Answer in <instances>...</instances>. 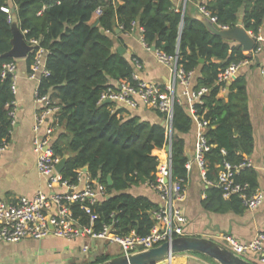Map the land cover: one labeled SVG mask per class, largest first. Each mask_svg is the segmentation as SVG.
I'll return each instance as SVG.
<instances>
[{
	"label": "trees",
	"instance_id": "trees-1",
	"mask_svg": "<svg viewBox=\"0 0 264 264\" xmlns=\"http://www.w3.org/2000/svg\"><path fill=\"white\" fill-rule=\"evenodd\" d=\"M206 7L223 28H235L243 10V26L248 33L259 36L264 27V0H211ZM13 10L27 42L39 43L27 59L29 68L39 49L47 51L50 76L41 82L40 97L49 96L61 109L56 122L63 132L55 139L53 149L61 159L69 156L63 179L74 185L77 171L88 168L93 179L107 186L108 199L93 208L101 217L98 230L105 223L113 224L121 236L133 231L140 237L150 234L152 214L159 202L136 195L133 190L155 183L157 154L170 138L173 179L181 181L186 189L189 161L183 136L194 124L193 117L179 103L174 107L171 135L165 125L166 116L160 112L156 113L164 125L139 117L125 119L124 111H115L114 104H101V96L109 88L136 84L132 62L115 50L118 29L132 33L139 26L144 29L143 41L149 49L155 47L168 57H178L179 67L187 74L200 70L193 91L209 89L202 103L195 106L196 115L209 123L206 136L213 146L207 155L209 182L217 180L225 162L242 165L250 159L255 139L246 77L239 76L229 86L219 84V77L231 66L253 60L252 54L211 34L199 18L182 10L177 12L171 0H0V146L10 144L14 127L11 112L16 96L12 78L2 79L4 65L15 61L3 57L12 49ZM98 10L102 14L96 19ZM96 22L98 27H94ZM225 87L228 97L220 99ZM236 179L249 184L250 192L260 188V174L254 168H246ZM202 206L220 215H243L247 211L239 197L225 199L223 191L212 186ZM74 213L83 224L89 223L80 206L74 207ZM100 257L93 264L110 260L105 255Z\"/></svg>",
	"mask_w": 264,
	"mask_h": 264
},
{
	"label": "built area",
	"instance_id": "built-area-1",
	"mask_svg": "<svg viewBox=\"0 0 264 264\" xmlns=\"http://www.w3.org/2000/svg\"><path fill=\"white\" fill-rule=\"evenodd\" d=\"M210 1L203 0L199 6V13L212 24L218 25L217 18L213 17L206 7V4ZM4 11L10 14L9 9H4ZM101 14L102 11L98 10L96 18ZM12 17L13 15L10 17V22H12ZM140 30L143 41L144 29L140 27ZM251 35L257 42L255 51L251 53L253 59H256L264 53L263 38L260 35L254 36L252 33ZM29 44L35 46L36 50L39 46L38 41L35 40H32ZM144 46L147 47L145 44ZM155 55L157 60L172 72L173 78L168 85L160 86L142 80L140 72L143 70V64L139 59L134 58L132 60L134 66L133 80L136 84L123 83L118 89L109 88L101 96V104L110 101L115 106H124L131 110L145 108L160 112L166 116L165 125L171 135L174 107L176 103L181 105V101L176 95V85L178 82L181 83L186 89L185 96L189 98L191 114L200 125L194 161L200 169L202 177L210 186L222 190L225 199L232 196L239 197L248 211H256L263 207L264 191L258 188L254 192H250L249 184L238 183L236 179L246 168L255 169L250 159L242 165H232L225 162L218 172L217 180L215 182L207 180V155L212 151L213 146L210 145L206 136L209 123L202 121L196 115L195 106L202 103L201 99L209 93V89L203 88L198 92L192 91L191 81L194 73H185L178 65V57H168L158 51L155 52ZM46 56L47 51L44 49L38 50L35 62L30 69L29 78L38 83L36 100L43 106V109L36 115L34 125V147L39 155L38 170L47 179L48 187L52 193L44 194L40 192L33 198L22 197L14 203L0 198V243L18 244L26 240L42 241L50 237L66 240H80L90 237L94 240L107 241L113 245H118L122 255L129 256L149 251L160 247L164 243L188 236V218L183 209V204L187 198L186 189L183 188L181 181H174L172 152L168 153L166 151L168 146L172 150L171 138L164 149L157 154L159 167L155 183L147 185L159 198L158 209L152 214L154 226L150 234L147 237H140L133 231L129 235L121 236L115 232L113 224L105 223L102 224L99 230L96 228L101 217L93 212V208L108 199V189L105 184L93 179L90 173L85 172L83 169L77 171V183L74 185L65 181L62 174L57 171L61 158L55 155L53 143L56 126L58 125L56 116L61 109L54 106L49 96L40 97L41 82L44 78L50 76ZM245 63L247 62L233 65L222 73L219 77V84L231 85L237 79L240 67ZM17 71V61L4 65L2 71V79L12 78V91L15 96L18 92ZM260 71L264 79V62L260 67ZM222 90L227 91V88L225 87ZM15 103L16 101L14 102V110L11 112L13 124L16 117ZM117 110L115 107V111ZM52 118L53 120L50 123ZM8 147L9 144L0 146V157L7 151ZM191 169L192 164L188 163V174ZM261 171L264 173V163L261 166ZM57 189L59 190L57 191ZM77 205L88 216V224H83L80 218L75 217L74 207ZM220 240V242L227 244L229 248H226L236 255L253 264H264V228L257 233L254 239L246 243H242L229 235L221 237ZM90 250L91 248L88 245L83 247L84 253H88ZM249 255H253L254 261L246 258ZM173 259L174 256L156 264H173Z\"/></svg>",
	"mask_w": 264,
	"mask_h": 264
},
{
	"label": "crops",
	"instance_id": "crops-1",
	"mask_svg": "<svg viewBox=\"0 0 264 264\" xmlns=\"http://www.w3.org/2000/svg\"><path fill=\"white\" fill-rule=\"evenodd\" d=\"M171 2L177 12L182 10L195 18L201 16L199 6L203 0H171ZM260 36L263 38L262 45L264 47V27L260 32ZM114 39L116 51L118 48H123L126 51L124 56L127 60L132 62L134 58H137L142 62L143 70L140 72L142 80L160 86L169 84L173 78L172 72L157 60L155 53L151 49L144 46L139 26L132 33H123L122 31L120 34L116 33ZM258 58L259 61L253 59L243 64L237 73V78L244 76L247 80L250 118L254 128L255 139V149L250 156V160L255 170L260 174V189L264 191V173L261 171V166L264 163V79L260 71V67L264 62V53ZM17 64L16 117L13 124L11 142L7 151L0 157V198L11 203L18 201L22 197L33 198L40 192L44 194L52 193L48 187L47 179L39 173V155L34 147L36 115L43 109V106L36 100L38 83L29 78L31 70L27 60L17 62ZM200 73L199 70L193 75L191 81L192 91L201 75ZM185 91V87L178 82L176 95L180 99L181 105L192 116L189 98L185 96ZM227 97L228 89L227 91L221 90L219 98L227 99ZM116 108L124 111L122 116L125 119L139 117L151 123H164L156 112L149 109L131 110L119 105ZM52 120L53 118L50 123ZM193 120L192 130L183 136L185 155L189 163L192 164L186 187L187 198L183 204L184 212L188 218V236L204 237L214 241L217 240L216 242L219 243L221 237L229 235L242 243L249 242L264 228V206L256 211L247 210L243 215L233 213L224 215L213 214L203 208L202 202L206 197V191L211 186L204 180L200 169L194 161L200 125L194 117ZM62 132L63 128L57 125L54 141ZM133 191L136 195H145L154 202H159L157 194L148 187ZM211 227L215 230H211ZM212 231H215L216 234ZM48 239L42 241L26 240L18 244L0 243V250L3 251L2 253L6 251L12 252L19 264H82L84 262L80 255L72 254L70 251L67 255L65 254L59 258L48 259L53 254L49 247L50 243L54 242V240ZM70 241H67V243L76 244V242ZM95 251L97 255L102 252L98 248ZM46 254L48 255L46 256ZM188 257V255L174 257L173 264L174 260H178L179 264H187L189 261Z\"/></svg>",
	"mask_w": 264,
	"mask_h": 264
},
{
	"label": "water",
	"instance_id": "water-1",
	"mask_svg": "<svg viewBox=\"0 0 264 264\" xmlns=\"http://www.w3.org/2000/svg\"><path fill=\"white\" fill-rule=\"evenodd\" d=\"M12 12L14 13L12 17V49L3 55V57L11 58L15 61L27 60L29 55L36 51V47L30 45L27 42L25 34L21 30L19 19L17 15H15V10ZM243 15L244 10L241 12V18L238 22V25L233 29L226 30L222 29L217 24H212L207 18L203 16H200L199 19L207 26L211 34L221 37L229 43L240 45L245 53L251 54L255 51L257 42L251 33H248L245 30L243 26ZM98 26L99 22H96L94 27ZM116 33L120 34L121 30L118 29ZM151 50L154 53L157 51L155 47H153ZM117 51L120 55H124L126 52L123 48H118ZM256 59L259 61L258 57ZM201 62L203 63L204 61ZM104 104H111V102L106 101ZM166 151L168 153L172 152L169 146L166 147ZM68 160L69 156H65L63 159H61L59 165L57 166V171L59 174H62L64 171ZM83 170L85 172H89L88 168ZM108 185L110 187L113 186L111 177L108 178ZM184 253H198L213 259L219 264H253L248 260L236 255L220 243L208 238L197 236L180 237L172 242L164 243L160 247L151 249L149 251L140 252L129 256L121 255L100 264H156L167 258Z\"/></svg>",
	"mask_w": 264,
	"mask_h": 264
},
{
	"label": "rangeland",
	"instance_id": "rangeland-1",
	"mask_svg": "<svg viewBox=\"0 0 264 264\" xmlns=\"http://www.w3.org/2000/svg\"><path fill=\"white\" fill-rule=\"evenodd\" d=\"M20 61H23V60H17V62H20ZM211 230H215V229L211 227ZM212 232L215 233V231H212ZM50 239L54 240V242H51L49 246L51 248V251H53V254L50 257H48V259L59 258L61 256H64L65 254L67 255L68 252L70 251V253L72 254L76 253L82 257V259L84 260L82 264H93L94 262L98 260L100 261L101 255H105L106 258L108 259H113V258H116L122 255V251L118 245H113L107 241L94 240V239H91L90 237L85 238V239H80V240H71L70 242L72 241L76 242V244L74 243V245L67 243V241L69 240H66V239H61L57 237H50ZM219 243L220 244L222 243L221 245L229 248L227 244L223 242H219ZM85 245H88L91 248V250L88 253L83 252V247ZM95 248H98L100 251L102 250V252L100 254L98 253V255L95 254L96 252ZM0 251H1L0 252V264H19V262L17 261V259H15L12 252L6 251L5 253H2L3 251L2 250ZM47 255L48 254H46V256ZM182 255L189 256L188 257L189 261L187 264H219L213 259L207 256H204V255L198 254V253H184V254L175 255L174 257H180ZM93 256H95V258H93ZM246 258L254 261L253 255L246 256ZM174 264H179V261L174 260Z\"/></svg>",
	"mask_w": 264,
	"mask_h": 264
}]
</instances>
